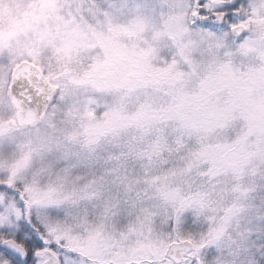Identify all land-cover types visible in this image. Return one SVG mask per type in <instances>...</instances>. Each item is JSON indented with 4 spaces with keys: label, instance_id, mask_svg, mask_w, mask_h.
Masks as SVG:
<instances>
[{
    "label": "snow or ice",
    "instance_id": "1",
    "mask_svg": "<svg viewBox=\"0 0 264 264\" xmlns=\"http://www.w3.org/2000/svg\"><path fill=\"white\" fill-rule=\"evenodd\" d=\"M0 264H264V0H0Z\"/></svg>",
    "mask_w": 264,
    "mask_h": 264
}]
</instances>
